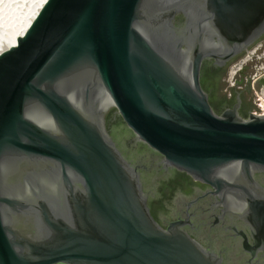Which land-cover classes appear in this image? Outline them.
<instances>
[{
    "label": "water",
    "instance_id": "95a60500",
    "mask_svg": "<svg viewBox=\"0 0 264 264\" xmlns=\"http://www.w3.org/2000/svg\"><path fill=\"white\" fill-rule=\"evenodd\" d=\"M262 34L264 0H43L0 53V264H222L153 218L109 108L221 194L252 236L238 254L264 251V110L217 112L201 82Z\"/></svg>",
    "mask_w": 264,
    "mask_h": 264
},
{
    "label": "flooded vegetation",
    "instance_id": "af4514ba",
    "mask_svg": "<svg viewBox=\"0 0 264 264\" xmlns=\"http://www.w3.org/2000/svg\"><path fill=\"white\" fill-rule=\"evenodd\" d=\"M246 8L250 9V5ZM178 20L182 21V18L178 16ZM213 64L212 60L205 62L201 75L211 105L220 112L239 100L238 113L246 117L249 111L258 107L257 100H262L259 93H262L261 88L264 89V34L223 65L216 67ZM249 64L252 68L248 72ZM229 66H237V70L226 77ZM104 125L125 157L139 168L148 209L162 227L169 222L180 223V227L202 246L214 252L219 248L222 264L264 263V251L252 257L248 252L241 255L235 250L234 240L252 236L246 224L237 214L233 215L226 200L210 184L166 165L156 151L134 140L113 108L105 112ZM261 176L264 177V173L260 179ZM261 183L264 185V178Z\"/></svg>",
    "mask_w": 264,
    "mask_h": 264
},
{
    "label": "bare ground",
    "instance_id": "6f19581e",
    "mask_svg": "<svg viewBox=\"0 0 264 264\" xmlns=\"http://www.w3.org/2000/svg\"><path fill=\"white\" fill-rule=\"evenodd\" d=\"M17 7L19 12H14V18L7 24L0 27V53L8 47L14 46L16 38L20 36L21 31H25L30 24L35 11H38L43 4V0H22ZM16 9V8H15ZM6 18V17H5ZM4 23V22H3ZM1 25V24H0Z\"/></svg>",
    "mask_w": 264,
    "mask_h": 264
},
{
    "label": "rangeland",
    "instance_id": "374dc122",
    "mask_svg": "<svg viewBox=\"0 0 264 264\" xmlns=\"http://www.w3.org/2000/svg\"><path fill=\"white\" fill-rule=\"evenodd\" d=\"M21 2L23 4L22 0H0V27H2L3 24H7L9 21H11L12 17L14 18V12L19 10L17 7L22 6V4L20 5Z\"/></svg>",
    "mask_w": 264,
    "mask_h": 264
},
{
    "label": "built area",
    "instance_id": "2783aa9c",
    "mask_svg": "<svg viewBox=\"0 0 264 264\" xmlns=\"http://www.w3.org/2000/svg\"><path fill=\"white\" fill-rule=\"evenodd\" d=\"M263 91H264V89H263ZM263 95H264V92H263ZM259 100H261V98ZM256 104L259 106L260 110H264V98H262V100L258 101ZM257 114H264V111H262L261 113L257 112Z\"/></svg>",
    "mask_w": 264,
    "mask_h": 264
}]
</instances>
